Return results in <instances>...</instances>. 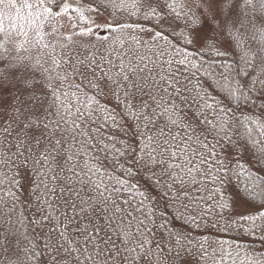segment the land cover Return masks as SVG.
Returning a JSON list of instances; mask_svg holds the SVG:
<instances>
[{
    "label": "snow or ice",
    "instance_id": "snow-or-ice-1",
    "mask_svg": "<svg viewBox=\"0 0 264 264\" xmlns=\"http://www.w3.org/2000/svg\"><path fill=\"white\" fill-rule=\"evenodd\" d=\"M233 227L264 244V0H0V264H264Z\"/></svg>",
    "mask_w": 264,
    "mask_h": 264
},
{
    "label": "trees",
    "instance_id": "trees-1",
    "mask_svg": "<svg viewBox=\"0 0 264 264\" xmlns=\"http://www.w3.org/2000/svg\"><path fill=\"white\" fill-rule=\"evenodd\" d=\"M241 223L244 222L241 221ZM257 223L259 224L260 222L257 221ZM244 227L248 228L250 227V225L244 223ZM199 231L200 230H194L191 234L193 236H196ZM241 236H243L244 238H241ZM212 238L227 241V244H225V248H227L228 245L231 244L234 247L238 246L241 251H243L244 249H255L257 250L258 256H264V244L261 243L259 235L248 236L247 234L241 233L239 230L233 227L230 228L227 232L220 234L218 237L213 236ZM237 264H241V262L238 261Z\"/></svg>",
    "mask_w": 264,
    "mask_h": 264
}]
</instances>
